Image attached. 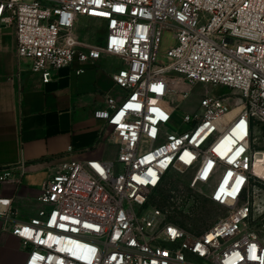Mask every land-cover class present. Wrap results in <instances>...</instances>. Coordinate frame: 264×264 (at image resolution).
<instances>
[{
    "label": "built area",
    "instance_id": "2783aa9c",
    "mask_svg": "<svg viewBox=\"0 0 264 264\" xmlns=\"http://www.w3.org/2000/svg\"><path fill=\"white\" fill-rule=\"evenodd\" d=\"M82 17L103 23L101 40L80 39ZM0 28L45 83L75 62H124L95 113L115 157L51 167L26 220L2 187L27 165L0 168L2 231L24 264H264V0H0ZM198 85L233 93L198 91L183 109ZM182 184L223 211L203 232L180 221Z\"/></svg>",
    "mask_w": 264,
    "mask_h": 264
},
{
    "label": "crops",
    "instance_id": "0c3cea01",
    "mask_svg": "<svg viewBox=\"0 0 264 264\" xmlns=\"http://www.w3.org/2000/svg\"><path fill=\"white\" fill-rule=\"evenodd\" d=\"M123 66L114 56L85 66L75 62L45 83L28 61L18 58L14 30L0 28V168L27 165L21 182L2 187L3 197L14 200L13 219H29L43 207L38 198L51 167L69 159L115 157L116 144L99 142L105 122L95 113L106 108L103 94ZM82 67L85 71L76 73ZM2 226L0 219V264H24L27 251Z\"/></svg>",
    "mask_w": 264,
    "mask_h": 264
},
{
    "label": "rangeland",
    "instance_id": "374dc122",
    "mask_svg": "<svg viewBox=\"0 0 264 264\" xmlns=\"http://www.w3.org/2000/svg\"><path fill=\"white\" fill-rule=\"evenodd\" d=\"M76 34L80 37V39L90 41V42H97L101 40V37L103 36V31L101 29L100 24L98 21L93 19H87V18H80L79 22L77 23L75 27ZM170 34H165V43L161 48V55L159 57V61L166 60L163 57V54L168 46L167 41L170 39ZM199 87L195 91V93L182 104V108L187 111H193L194 107L199 102V95L196 93L198 91H205L207 89L209 93L212 95H226L233 93L232 90H230L227 87H223L221 85L219 86H207L205 85H198ZM179 116H182V112H177ZM170 130H175L178 126V122H175V124L169 125ZM179 180L182 181V183L187 182V178L185 176H179ZM171 183H167L165 186H163L162 189L159 190V192L156 194L155 199L159 201L161 204L165 205L166 200H164L165 197L170 193L171 187H174V185H178L177 182L174 180ZM187 199L185 200L183 207H181L179 214V218L181 217L180 221L191 228L192 230L196 232H203L207 228H209L216 220L217 218L223 213L222 210H220L216 205L211 203L206 198L199 195V193L194 192L187 188L184 184H182V187L180 189ZM154 199V200H155ZM164 200V201H162ZM182 204V202H181ZM188 208H193L192 210H188ZM178 219V218H177Z\"/></svg>",
    "mask_w": 264,
    "mask_h": 264
}]
</instances>
